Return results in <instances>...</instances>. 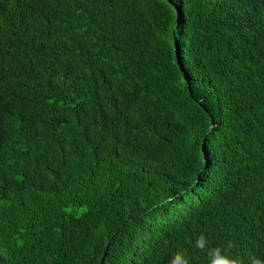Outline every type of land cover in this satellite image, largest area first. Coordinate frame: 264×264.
<instances>
[{
    "label": "trees",
    "instance_id": "16d2710c",
    "mask_svg": "<svg viewBox=\"0 0 264 264\" xmlns=\"http://www.w3.org/2000/svg\"><path fill=\"white\" fill-rule=\"evenodd\" d=\"M201 235L264 262V0H0V264Z\"/></svg>",
    "mask_w": 264,
    "mask_h": 264
},
{
    "label": "clouds",
    "instance_id": "9594fccd",
    "mask_svg": "<svg viewBox=\"0 0 264 264\" xmlns=\"http://www.w3.org/2000/svg\"><path fill=\"white\" fill-rule=\"evenodd\" d=\"M231 242H229V247H231ZM196 247L200 248L202 251H207L209 257V264H218V261H223V264H235V261L227 258L224 254V250L220 248L207 249L206 248V237L201 235L196 241ZM187 264L186 259H183L182 254L177 253L170 261V264ZM251 264H264L257 258H252Z\"/></svg>",
    "mask_w": 264,
    "mask_h": 264
}]
</instances>
